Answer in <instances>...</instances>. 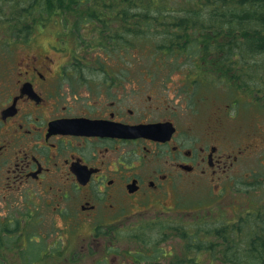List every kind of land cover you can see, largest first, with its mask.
Returning a JSON list of instances; mask_svg holds the SVG:
<instances>
[{"label":"flooded vegetation","instance_id":"flooded-vegetation-1","mask_svg":"<svg viewBox=\"0 0 264 264\" xmlns=\"http://www.w3.org/2000/svg\"><path fill=\"white\" fill-rule=\"evenodd\" d=\"M76 34L78 48L58 35L0 73V264H129L120 236L187 212L180 193L200 179L233 190L253 144L202 119L200 76L118 57L115 32Z\"/></svg>","mask_w":264,"mask_h":264},{"label":"trees","instance_id":"trees-1","mask_svg":"<svg viewBox=\"0 0 264 264\" xmlns=\"http://www.w3.org/2000/svg\"><path fill=\"white\" fill-rule=\"evenodd\" d=\"M73 9L92 12L58 13ZM108 9L118 14L96 12ZM6 12L9 46L67 16L77 31L118 34V56L146 50L141 57L156 72L198 75L208 89L248 91V104L264 106V62L255 58L264 54V0H0ZM247 176L199 208L207 211L134 231L129 264H264V176Z\"/></svg>","mask_w":264,"mask_h":264},{"label":"rangeland","instance_id":"rangeland-1","mask_svg":"<svg viewBox=\"0 0 264 264\" xmlns=\"http://www.w3.org/2000/svg\"><path fill=\"white\" fill-rule=\"evenodd\" d=\"M3 14L6 15L7 12L1 13L0 15ZM65 14L68 15L70 13ZM64 18L69 21V26H73V19L70 20L67 18V16H64ZM59 22L60 21L57 20L56 22H48L44 27L36 28L35 30L33 29L31 33L26 36H30L31 39L29 41L32 42L30 43L31 46L20 47L19 45H16L14 50H11L9 44L6 43L9 36L0 26V38L4 41H0V73L3 72V68L6 69L5 63L8 61V57L20 56L22 52L25 51L26 47L35 48V45L38 43H46L50 40L53 42V40H55V37L58 35L60 36L63 34L66 38L67 45H70V43L73 42V44L78 48V45L81 44L76 34L78 33V31L71 27L65 28V26L61 25ZM228 39V37H224L223 35H221L219 41L226 43ZM144 52H146V50H137V58H143L141 57V54H144ZM248 55L251 54L249 53ZM255 58L262 59V61L264 62V54H259ZM141 61H143L144 65H146V63L148 62H152L151 60L145 59ZM163 70L164 69H161L160 72H164ZM139 71L140 70L135 68L133 70V72ZM174 78L179 79L178 76H174ZM223 82L224 81L219 83L223 85ZM200 89V95L203 96L204 100H202L201 104L199 105V111L202 114L203 120L211 119L217 122L219 126L228 128L229 132L232 133L234 137V142L236 145L243 142L245 143V139H247L248 137L253 140L251 149L248 150L245 154L243 153L244 155L242 154V158H240V160L235 165V174L234 176H232L234 177L233 189L237 188L247 180V175L250 171H253V173L256 174H262L264 176V106L259 107L257 105L248 104V101H250L252 98L248 91H240V93L236 94L228 90H225L227 92L226 93L223 90H219V87H215V89H208V86H202V88ZM247 141L250 142V140ZM232 183L233 178L232 182H224L223 184L222 181L218 180L208 181L207 179H200L195 186H189L180 193L181 196L186 197V204L190 209H187V212L175 211L171 212L170 214L166 213L165 215L170 216L172 217V219L176 220L179 216H191L195 213L198 214L199 212H202L204 210L207 211L209 209L199 208L201 206L208 208V204L211 201L210 199H213L215 193H217V188H215L214 185H219L218 188L226 185L229 187ZM225 193L226 192H224V194ZM172 195L173 193L170 192L165 198L168 205L172 204ZM230 199H232V197ZM220 203L226 205L224 201L217 202V205ZM225 209L231 210L229 205H227ZM117 242L118 252L120 254L121 252L128 251L129 249L134 250L133 244H131L128 239H125V237L120 236V239ZM82 263L88 264V261L85 260Z\"/></svg>","mask_w":264,"mask_h":264}]
</instances>
